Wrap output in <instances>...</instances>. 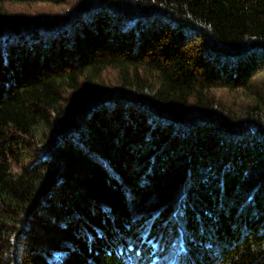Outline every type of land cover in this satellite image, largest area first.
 <instances>
[{
	"label": "trees",
	"instance_id": "16d2710c",
	"mask_svg": "<svg viewBox=\"0 0 264 264\" xmlns=\"http://www.w3.org/2000/svg\"><path fill=\"white\" fill-rule=\"evenodd\" d=\"M0 264H264V0H0Z\"/></svg>",
	"mask_w": 264,
	"mask_h": 264
},
{
	"label": "rangeland",
	"instance_id": "374dc122",
	"mask_svg": "<svg viewBox=\"0 0 264 264\" xmlns=\"http://www.w3.org/2000/svg\"><path fill=\"white\" fill-rule=\"evenodd\" d=\"M10 10L14 13H17V14H36L37 12H42L43 10L47 11V10H49V8L45 7V6H38V5H33V6L15 5V6L10 7ZM56 10H58V9H56Z\"/></svg>",
	"mask_w": 264,
	"mask_h": 264
}]
</instances>
